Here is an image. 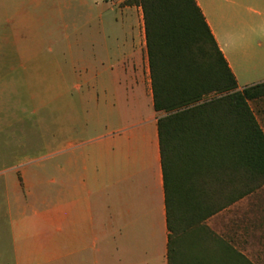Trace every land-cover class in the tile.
<instances>
[{
	"label": "crops",
	"instance_id": "0c3cea01",
	"mask_svg": "<svg viewBox=\"0 0 264 264\" xmlns=\"http://www.w3.org/2000/svg\"><path fill=\"white\" fill-rule=\"evenodd\" d=\"M196 2L238 89L264 83V0ZM105 10L100 27L88 31L94 58L79 76L83 98L97 108H60L49 161L31 157L25 142L29 118L41 108L11 105L13 97L23 101L32 68L41 67L16 62L13 45L0 50V222L7 218L16 233L13 264H169L158 130L165 114L154 109L146 32L132 11ZM55 78L63 83L62 69ZM249 105L264 133V96ZM33 124L39 131L40 120ZM16 144L23 152L13 157ZM256 191L205 220L180 224L176 263L264 264V223L231 218Z\"/></svg>",
	"mask_w": 264,
	"mask_h": 264
},
{
	"label": "trees",
	"instance_id": "16d2710c",
	"mask_svg": "<svg viewBox=\"0 0 264 264\" xmlns=\"http://www.w3.org/2000/svg\"><path fill=\"white\" fill-rule=\"evenodd\" d=\"M130 2L143 9L154 109L165 113L158 130L168 259L177 264L180 224L205 220L264 184V133L249 105L264 96V83L238 90L196 0ZM213 92L229 94L206 100ZM184 159H198L193 170L202 173L201 187L187 178ZM215 166L218 195L210 190L214 179L207 178Z\"/></svg>",
	"mask_w": 264,
	"mask_h": 264
},
{
	"label": "rangeland",
	"instance_id": "374dc122",
	"mask_svg": "<svg viewBox=\"0 0 264 264\" xmlns=\"http://www.w3.org/2000/svg\"><path fill=\"white\" fill-rule=\"evenodd\" d=\"M130 1L0 0V50L7 44L13 45V58L16 62L25 61L32 66L41 67V72L37 68H32L30 74L32 80L24 86L23 101L18 98L13 99L14 97L11 100L12 107H18L22 103L29 113L35 108L42 110L39 117L30 116L29 118L31 125L26 133L25 142L31 148V157L48 159V161L54 159L55 118L61 107L68 110L76 109L81 113H84L86 109L97 108L95 101H88L83 98L82 93L86 85L79 80L84 69L83 63L94 58L91 45L88 42V31L100 27L97 16L104 13L106 7L107 9H115V11H132L136 16L137 24L139 23L146 32L142 7L137 2ZM1 56L2 53L0 52V58ZM77 65L79 67L74 68ZM61 69L64 72L62 84L55 78ZM71 71H78L79 74H73ZM38 76H41V81L37 80ZM76 84L82 86V89H74ZM228 94V92H213L207 95L205 99L221 98ZM12 95L17 96L18 94ZM35 120L36 122L40 120L39 131L34 128L33 122L35 123ZM38 145H41L40 148ZM22 152L23 150L16 144L13 148V157L19 156ZM184 160H186L183 166L187 171V178L191 177V179L196 180L194 187H201L202 181L198 178L202 179L200 177L202 173L193 170V167H198V163H195L198 159ZM177 165L179 169L181 164L178 163ZM217 174V166L212 167L207 173L208 179H214L213 185L210 187V190L214 192L216 188L214 181ZM198 175L200 176L198 177ZM256 184L257 182H254L253 185ZM1 187L0 204L6 198L5 188ZM255 190L258 191L248 201H244L232 209V219L254 220L256 223H264V184ZM183 227V231L187 229L184 225ZM14 234L16 235L10 227L8 219L3 218L0 222V238L9 239V241L0 242V264H7L8 257H11V260L16 256L12 253L15 245L11 243ZM185 238L187 240L189 236H185ZM11 263L13 264L12 260Z\"/></svg>",
	"mask_w": 264,
	"mask_h": 264
}]
</instances>
